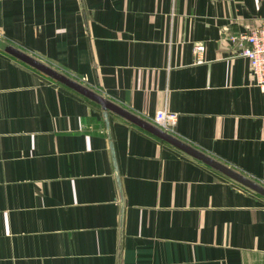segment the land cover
<instances>
[{"label": "crops", "instance_id": "0c3cea01", "mask_svg": "<svg viewBox=\"0 0 264 264\" xmlns=\"http://www.w3.org/2000/svg\"><path fill=\"white\" fill-rule=\"evenodd\" d=\"M263 19L264 0H0V264H264L263 196L1 48L150 124L175 112L170 135L264 186V90L229 40Z\"/></svg>", "mask_w": 264, "mask_h": 264}, {"label": "water", "instance_id": "95a60500", "mask_svg": "<svg viewBox=\"0 0 264 264\" xmlns=\"http://www.w3.org/2000/svg\"><path fill=\"white\" fill-rule=\"evenodd\" d=\"M4 51L8 52L9 54L15 56L16 58L24 61L25 63L31 65L32 67L36 68L37 70L41 71L42 73L46 74L47 76L53 78L54 80L76 90L77 92L81 93L82 95L88 97L89 99L95 101L101 106V109L104 112V117L106 123L109 122V111L120 115L121 117L140 125L144 129H147L151 133H154L158 137L162 138L163 140L167 141L174 147L182 150L186 154H190L194 158L204 162L206 165L211 167L214 170L222 172L235 182H239L240 184L246 186L250 190L257 192L259 195L264 197V186L260 185L253 179L241 174L238 170L232 169L227 165L223 164L222 162H218L217 160L213 159L211 156L202 153L201 151L197 150L190 144H186L183 141L177 139L176 137L162 131L157 126L148 123L147 121L141 119L140 117L132 114L131 112L123 109L122 107L116 105L115 103L107 100L106 98L102 97L98 93L90 90L89 88L75 82L74 80L68 78L67 76L63 75L62 73L57 72L56 70L45 66L43 63L39 62L38 60L32 58L31 56L25 54L24 52L16 49L15 47L3 44L1 47ZM112 152L114 153L113 145L111 143ZM115 167L117 168L116 160L114 158ZM118 169V168H117ZM118 171V170H117ZM119 179V178H118Z\"/></svg>", "mask_w": 264, "mask_h": 264}, {"label": "built area", "instance_id": "2783aa9c", "mask_svg": "<svg viewBox=\"0 0 264 264\" xmlns=\"http://www.w3.org/2000/svg\"><path fill=\"white\" fill-rule=\"evenodd\" d=\"M229 40L238 48L239 55L250 61L251 71L257 87L264 90V19L261 25L247 33L232 35ZM196 62H204L205 46L197 45L194 48ZM178 119L175 112L168 110L157 111L153 123L162 131L170 134L174 131Z\"/></svg>", "mask_w": 264, "mask_h": 264}]
</instances>
